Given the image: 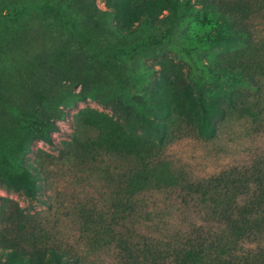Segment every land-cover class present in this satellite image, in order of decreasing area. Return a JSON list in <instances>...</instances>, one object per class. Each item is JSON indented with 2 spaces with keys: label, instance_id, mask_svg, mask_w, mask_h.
<instances>
[{
  "label": "rangeland",
  "instance_id": "1",
  "mask_svg": "<svg viewBox=\"0 0 264 264\" xmlns=\"http://www.w3.org/2000/svg\"><path fill=\"white\" fill-rule=\"evenodd\" d=\"M144 1L0 0V171L6 162H22L36 183L29 196L0 181V221L22 219L20 230L10 227L7 233L27 248L40 222L47 230L66 231L79 211L103 207L104 178L114 174L112 157L139 149L135 134L156 140L153 122L168 119L160 105L171 102L181 84L166 81L163 71L171 78L181 75L195 97L193 71L263 49L212 41L218 30L227 32L224 16L214 11L181 23L176 37L182 49L165 44L153 56L157 50L144 47L151 33L147 18L161 23L169 6L166 0ZM237 1L251 5L256 21L264 19V0ZM221 85L226 92L239 88ZM203 89L211 102L222 99L216 82L205 79ZM263 116L233 118L214 137L197 125L177 134L165 156L196 178L249 163L264 151ZM31 117L54 126L52 143L32 135L25 123ZM22 143L29 150L12 153Z\"/></svg>",
  "mask_w": 264,
  "mask_h": 264
},
{
  "label": "trees",
  "instance_id": "2",
  "mask_svg": "<svg viewBox=\"0 0 264 264\" xmlns=\"http://www.w3.org/2000/svg\"><path fill=\"white\" fill-rule=\"evenodd\" d=\"M196 1L202 7L190 0H166L169 14L161 23L149 15L151 33L145 49L157 50L153 56L165 44L182 49L185 45L176 37L181 23L214 11L224 16L227 32L218 30L212 41L264 45V19L252 18L247 1ZM144 3L152 5L154 0ZM262 47L224 60L220 67L207 65L198 68V73L193 71L195 97L181 75L171 78L163 71L166 81L181 83L171 102L160 105L168 119L153 122L156 140L135 134L139 149L133 154L125 150L114 154V174L104 178L108 191L103 207L79 211L73 227L66 231L47 230L40 222L32 235V248L7 233L10 227L20 230L22 219L1 220L0 264H264V151L249 163L200 178L175 168L165 156L179 133L199 126L214 137L233 118L246 122L244 116L251 112L264 115ZM207 78L219 85L221 100L211 102L204 96ZM223 82L239 88L226 92ZM25 123L32 135L52 143L53 125L38 117L27 118ZM27 144L17 145L12 153L28 151ZM0 181L7 188L35 195V180L22 162L4 163Z\"/></svg>",
  "mask_w": 264,
  "mask_h": 264
}]
</instances>
